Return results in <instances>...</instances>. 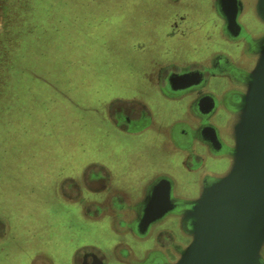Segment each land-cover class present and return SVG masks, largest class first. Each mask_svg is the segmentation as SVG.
<instances>
[{
	"label": "rangeland",
	"instance_id": "rangeland-1",
	"mask_svg": "<svg viewBox=\"0 0 264 264\" xmlns=\"http://www.w3.org/2000/svg\"><path fill=\"white\" fill-rule=\"evenodd\" d=\"M200 2L0 0V234L12 239L0 264H21L22 247L58 253L62 240L100 239L60 198V181L133 146L140 165L148 158L151 134L124 138L106 117L124 104L133 70L145 79L154 64L201 55L213 36Z\"/></svg>",
	"mask_w": 264,
	"mask_h": 264
},
{
	"label": "flooded vegetation",
	"instance_id": "flooded-vegetation-1",
	"mask_svg": "<svg viewBox=\"0 0 264 264\" xmlns=\"http://www.w3.org/2000/svg\"><path fill=\"white\" fill-rule=\"evenodd\" d=\"M200 1L210 17L209 37L213 36L201 55L190 65L160 66L148 78L143 99L122 104L111 119L129 133L151 132L148 158L140 165L129 154L111 156L107 166L89 163L60 181V198L77 210V218L100 226V239L62 240L59 255L50 254V248H24L21 264H172L189 243L191 230L184 213L203 184L230 164L234 145L229 126L243 104L264 39L259 0H235L224 9L236 11L235 26L226 22L219 0ZM173 29L172 37L180 42L183 32H175L176 23ZM184 73L192 74L169 78ZM186 84L191 86L183 88ZM159 103L166 105L163 118L156 112ZM158 212L163 215L156 219ZM142 218L151 223L138 232ZM20 239L27 243L29 237ZM11 240L3 231L0 247Z\"/></svg>",
	"mask_w": 264,
	"mask_h": 264
},
{
	"label": "water",
	"instance_id": "water-1",
	"mask_svg": "<svg viewBox=\"0 0 264 264\" xmlns=\"http://www.w3.org/2000/svg\"><path fill=\"white\" fill-rule=\"evenodd\" d=\"M219 1L226 22L235 26L236 11L224 10L234 6L235 0ZM258 4L264 21V0ZM187 86L191 85L183 88ZM242 102L229 126L234 145L230 164L224 173L203 184L184 213L189 219L190 241L172 264H263L264 39ZM162 215L158 212L155 218ZM150 223L142 218L137 231Z\"/></svg>",
	"mask_w": 264,
	"mask_h": 264
},
{
	"label": "crops",
	"instance_id": "crops-1",
	"mask_svg": "<svg viewBox=\"0 0 264 264\" xmlns=\"http://www.w3.org/2000/svg\"><path fill=\"white\" fill-rule=\"evenodd\" d=\"M142 64L143 63L139 60V65H142ZM160 66H162V65L154 64L153 71L151 73L146 74L145 76H147V78H145V79H144V76H142L140 73L139 74L136 73V71L134 72V70H133V72L129 73L128 78L130 79V81H129L130 86L126 90H129L130 93H127L128 94L127 97L124 98V105H126V102H128V101H130L132 99L133 100H138V101L143 99V96H141L142 91L143 90L146 91L147 89H149V82H148L149 79L148 78L151 77V75H153L158 70V68ZM106 120H107L106 121V124H109V126H112L113 125V128H114L113 130L120 132L121 133V136L124 137V138L134 137V139L135 138H139L140 139V138H142V136L145 137L146 134L147 135L151 134V132L148 131V130H146L143 133H139V134L129 133V132H126V129L125 128H118L116 125H114V123L112 122L111 118H109V117L107 118L106 117ZM139 149H140V147H139V145H137V146H133V149L130 148V150L124 151L123 153L126 152L131 157H133L134 159L137 157L139 159L138 161H140ZM122 157H124V156L122 155ZM91 163H98V164L101 163V164H106V166H107V162H91ZM124 163H126V162H124ZM138 165L139 164H137V167H138ZM22 248H25V247H22ZM35 248H37V247H35ZM27 249H31V248L27 247ZM49 253L52 254V255H57L59 252L58 253L49 252ZM35 254H37V253L35 252Z\"/></svg>",
	"mask_w": 264,
	"mask_h": 264
}]
</instances>
